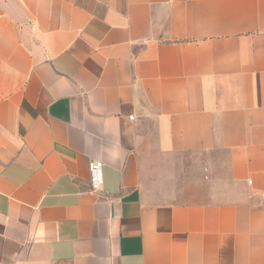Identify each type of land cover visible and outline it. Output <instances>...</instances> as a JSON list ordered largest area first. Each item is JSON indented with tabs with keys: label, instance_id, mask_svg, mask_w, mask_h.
Here are the masks:
<instances>
[{
	"label": "crops",
	"instance_id": "0c3cea01",
	"mask_svg": "<svg viewBox=\"0 0 264 264\" xmlns=\"http://www.w3.org/2000/svg\"><path fill=\"white\" fill-rule=\"evenodd\" d=\"M0 264H264V0H0Z\"/></svg>",
	"mask_w": 264,
	"mask_h": 264
},
{
	"label": "built area",
	"instance_id": "2783aa9c",
	"mask_svg": "<svg viewBox=\"0 0 264 264\" xmlns=\"http://www.w3.org/2000/svg\"><path fill=\"white\" fill-rule=\"evenodd\" d=\"M103 162L93 159L90 162L91 184L94 189L99 188L103 183Z\"/></svg>",
	"mask_w": 264,
	"mask_h": 264
}]
</instances>
